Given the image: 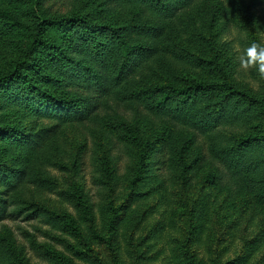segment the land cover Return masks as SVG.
<instances>
[{"label":"rangeland","instance_id":"1","mask_svg":"<svg viewBox=\"0 0 264 264\" xmlns=\"http://www.w3.org/2000/svg\"><path fill=\"white\" fill-rule=\"evenodd\" d=\"M27 1L0 0V12L29 28L35 9L106 29L102 53L87 52L93 71L81 90L26 72L49 102L25 110L18 97L0 98V133L26 135L0 137V171L18 173L0 183V264H264V142L243 170L233 165L240 140L264 134V74L239 60L264 44V0H164L163 12L140 0ZM8 30L0 25V78L29 42ZM57 70L43 63L45 76ZM192 82L228 84L242 97L170 105L175 117L147 99ZM81 93L98 94L86 120L59 101Z\"/></svg>","mask_w":264,"mask_h":264},{"label":"trees","instance_id":"2","mask_svg":"<svg viewBox=\"0 0 264 264\" xmlns=\"http://www.w3.org/2000/svg\"><path fill=\"white\" fill-rule=\"evenodd\" d=\"M140 1L144 2L146 5H153V9L156 11L163 12L165 9H168L166 7L167 1L164 0ZM27 2L31 4L32 7H36L39 0H28ZM33 11L35 23L32 28L20 24L8 13L0 12V25L5 26L9 29L8 31H13L15 37L23 35L29 38V42L24 46L22 59L14 61L11 70L0 78V98L5 101L14 96L18 97L20 104L23 105L22 108L25 110L34 108V106L38 105V102L48 103L50 99V96L46 92L30 81V73L44 78L46 81H53L54 85L52 87H58L61 90H66L68 88L73 90V88L77 86L79 87L78 89L81 90L82 83L86 82L93 71V69L91 70L92 66H88L89 63L92 65V58L85 60L87 52H90L91 55H93L92 53H102L101 50L104 44L98 40V35L99 33L102 34L106 29L104 26L95 25L89 20L76 16L70 18H56L55 16L45 18L43 14L37 16L35 9H33ZM57 28H59L58 30L60 31L58 36H46L47 32H49L47 30L53 31L57 30ZM153 30L155 31L156 29L153 28ZM111 32V41L113 40L116 43L123 41V36L120 35L118 31ZM152 35L154 36L156 34L153 33ZM156 36L158 37V35ZM131 49L142 50L141 47L137 48L136 46L131 47ZM36 56H38L39 59L36 58ZM93 56L96 57L95 55ZM43 63H49L50 66L54 64L56 70L61 66L62 70H57L56 78L55 76H45L43 72ZM63 69H65V71H63ZM26 72L30 73L28 74ZM74 93L78 95L76 91ZM147 95L151 107L162 114L169 113L170 105L176 107L178 112L184 111L186 108L190 107L193 100L197 99H205V101L217 99L220 103L229 105L232 104L234 99L232 97H242L228 84L220 85L193 82L184 88L167 86V88H161ZM144 96L145 94L143 97ZM59 101L69 103L67 105H69L70 111L73 112L72 114L74 117L86 120L97 107L98 94L93 93L91 96L86 97L81 93L77 99L68 98L63 100L60 99ZM76 102L80 104L77 105ZM177 111H170L169 115L175 117ZM8 131L11 135L12 143H18V141H22L26 138V135L22 136L21 131L15 130V128L2 130L0 137L8 135ZM17 137L19 138L17 139ZM262 142H264V134L260 133L253 134L240 140L237 148L234 149L236 151L235 154H237V152L241 154L236 162L233 163V165L236 166L235 170L241 171L245 168L247 157H249L247 151L252 150V145H258V143L262 144ZM145 147L149 150L152 144H146ZM251 163L249 165H252ZM260 163L264 166V161H260ZM10 173L13 175L18 174L14 172V170H10L6 175L8 176ZM247 173L253 178L256 175L251 174L249 171ZM7 176L0 171L1 188L6 189V187H9V181L6 179ZM257 193H259L258 197L260 198L264 190L260 189ZM83 205L85 206V204ZM85 208L87 209L86 206ZM4 209L5 201L0 197V217L3 215L2 212ZM68 227L79 233L75 223L70 220L68 221Z\"/></svg>","mask_w":264,"mask_h":264},{"label":"clouds","instance_id":"3","mask_svg":"<svg viewBox=\"0 0 264 264\" xmlns=\"http://www.w3.org/2000/svg\"><path fill=\"white\" fill-rule=\"evenodd\" d=\"M243 67L255 66L261 74H264V44L253 42L243 56L239 57Z\"/></svg>","mask_w":264,"mask_h":264}]
</instances>
